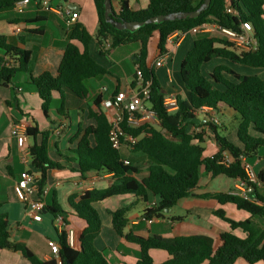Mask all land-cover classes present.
I'll list each match as a JSON object with an SVG mask.
<instances>
[{"label": "trees", "instance_id": "1", "mask_svg": "<svg viewBox=\"0 0 264 264\" xmlns=\"http://www.w3.org/2000/svg\"><path fill=\"white\" fill-rule=\"evenodd\" d=\"M22 0H0V11L7 10ZM148 5L140 10L130 7L129 0H112L119 9L114 8L115 20L118 22H144L152 17L181 12H194L204 0H148ZM98 14V29L93 36L81 23H76L70 33V42L64 49L63 59L58 75L46 71L37 77L30 70L31 51L23 48L25 38L19 37V45L8 43L5 35H0V88L10 86L19 74H28L30 84L34 86L41 99L45 117L49 118L54 96H60L58 114L70 118L66 110L65 92H71L81 101L90 100L92 94L89 81L109 74L90 53V44L95 37L101 56L122 46L139 44L135 64L142 71L145 80L151 82L149 105L155 111L160 126L144 125L123 129L127 135L137 140L129 148L148 160V176L140 179L141 171L132 162L125 160L121 150L114 147L110 134L112 125L103 106V97L98 95L88 105V118L94 124L79 127L74 141L77 147L69 150L70 154L59 155L62 161H55L50 155L51 132L41 131L38 123H21L26 135L33 143L30 146L29 160L32 174L36 175L37 196L44 200L48 183V173L53 170L78 172L82 177L89 173L110 174L113 182L106 188L87 190L73 194L68 198V205L74 214L85 221L87 227L80 236L79 248L68 244L67 231L57 233L59 253L62 264H111L106 256L95 246V241L102 231V221L94 204L112 197L133 196L147 204L149 195L158 199L154 207L144 210L147 221L166 219L167 209L172 210L182 199L194 197L193 190L198 187L202 178V169L213 177L225 176L231 180H240L248 187V196L229 193L207 194L202 198L213 199L219 205H234L238 210L250 215L245 220H235L223 209L213 214L226 222L230 231L220 235L216 243L209 236H181L165 238L160 235L143 237L127 230L128 213L131 207L109 211L112 228L127 242L140 248L137 264H155L150 251H166L170 258L161 264H235L244 259L249 264L264 263V171L256 175V180L249 178L246 171L247 159L260 158L264 149V78L257 75H243L230 66L219 65L213 71L204 73V65L220 58L240 66L264 69V0H212L209 9L196 18L167 21L162 24H148L138 31H119L105 19L104 0H94ZM231 8L234 13H227ZM43 17L15 20L25 24L44 22ZM250 24L258 41L254 52H238L224 39L208 34H197L193 47L186 54L180 74L183 86L188 93L186 99L177 95L179 109L169 113L164 105L167 92L155 73V67L148 66L149 46L155 35L158 36V49L165 55L168 39L176 33L192 31L204 24H215L220 27L239 29L240 25ZM28 33L41 35L44 29L30 30ZM77 43L80 45L78 46ZM109 48H106L107 45ZM229 77H232L230 79ZM136 87V82H134ZM202 107H210L219 116L230 109L240 116L236 130L239 144L229 140L224 134L226 127L199 117ZM199 120L197 124L195 121ZM208 127L218 145V152L205 156L206 131H192V128ZM122 143H126L121 139ZM225 153L229 154L231 163L223 164ZM76 165V166H74ZM54 220L62 216L65 222L69 213L64 211L54 200L52 205L45 206ZM240 230L244 237L235 231ZM0 249L22 254L31 264H58L55 260L40 259L28 246L15 242L11 238L8 216L2 211L0 203Z\"/></svg>", "mask_w": 264, "mask_h": 264}, {"label": "crops", "instance_id": "2", "mask_svg": "<svg viewBox=\"0 0 264 264\" xmlns=\"http://www.w3.org/2000/svg\"><path fill=\"white\" fill-rule=\"evenodd\" d=\"M40 1L42 0H22L16 3L14 7L0 11V35H5L9 44L17 46L19 45L18 38H25L26 42L23 48L31 51L30 70L33 77H37L46 71L57 76L64 49L70 42L72 27L76 23H81L94 36L98 29V14L94 0H60L56 6L55 0H48V6L38 4ZM148 2V0H129L130 7L134 10L145 8ZM113 6L115 9H119L117 2H113ZM67 10L77 13L78 19H71L66 14ZM39 16L43 17L45 21L36 24L13 22ZM39 29H44V33L41 35L28 33L30 30ZM190 34L191 32L186 31L181 37L175 36L172 43H167L169 56L163 67H155V63L161 54L158 49L159 39L157 35L153 37L149 46L148 66L150 68L155 67L156 76L165 88L167 95L175 94L184 99L188 97V93L184 86H176L175 80L177 81L176 71L180 70L186 54L193 47L194 40ZM155 40L157 41L154 42ZM77 45L80 46L78 43ZM135 46L132 49H130V45L122 46L113 50L108 56H101L98 51L97 39L95 37L92 39L90 53L99 64L109 71V74L89 81L88 84L92 94L88 101H81L71 92H65L66 110L70 118L58 114L57 109L59 106L55 110H50L49 118L45 117L41 107V99L36 88L30 84L28 74H19L10 86L0 88V203H2V211L8 216L12 240L25 244L44 261L55 260L58 264H62L58 254L53 253L48 245L50 240L58 241L57 233L61 232V229L56 225L53 216L46 211H42L41 221H35L17 188L20 175L31 170L30 160L25 157V153L30 149L33 141L28 138L26 132L13 136L14 126H21L22 122L30 123L35 120L41 131L51 132L50 155L52 159L62 161L59 152L68 155L70 154L69 150H74L77 147V141H74L73 138L79 127L86 128L94 124L88 118L87 110L94 97L102 95L105 102L120 91L135 89L134 82L137 68L135 61L140 45ZM3 56L4 51L0 49V57ZM230 64L224 65L230 66L239 74L248 75V69L243 68L245 66ZM1 66L0 64V68ZM257 72L261 74L260 77H264V69H259ZM59 100L60 96L55 95L54 101L60 102ZM105 110L110 119L112 110L106 108ZM224 113L228 114L230 118H235V113L232 110L223 111L218 116L221 126H224L220 119ZM200 119L203 123L206 121L204 116H201ZM60 125H64V129L61 133H57ZM197 130L206 131L204 155L212 156L217 153L219 148L209 128H192V131L196 133ZM121 153L125 160L132 162L140 169V179L148 176L146 171L148 160L144 155L134 153L126 143H124ZM249 166L255 169L257 174L264 171V155L257 159L253 166ZM220 177L222 179H219ZM223 177L225 176L213 177L202 169V178L198 187L193 190L194 197L180 200L176 207L167 213V218L163 220L147 221L143 217L144 210L158 202V199L152 194L149 195L147 204L133 196L112 197L94 204L102 221V231L95 241L96 248L106 256L111 264H137L140 258L139 246L120 237L111 224L109 211L124 207H131V210L137 208V213H140V216L132 219L127 215L129 220L127 230H132L137 235L143 237L160 235L165 238L204 235L211 237L217 243L220 235L230 231V227L226 222L216 217L213 211L223 208L227 214H240V210L232 204L221 206L213 199L202 198L207 194L229 193L234 189L241 188L238 180L230 179L231 183H228ZM216 180H220L217 188L212 187V183ZM112 182L113 177L110 174L89 173L82 177L80 173L70 169L53 170L48 173V183L43 203L45 206H49L56 200L61 208L69 213L64 229L74 232L77 248L80 246V236L87 224L70 209L68 198L73 194H80L94 188H106ZM223 188H225L224 191ZM260 192L264 194V187H260ZM34 198H38L37 194L34 195ZM177 208L186 211L187 215L176 214ZM247 215L249 214L247 213ZM247 215L244 219L250 217V215ZM229 217L235 219L233 216ZM237 231L235 233L238 236H245L242 231V234H238ZM150 255L155 264H161L170 258L166 251L158 249L151 250ZM0 264L31 263L20 253L0 249ZM235 264L249 263L240 258ZM258 264L264 263L260 262Z\"/></svg>", "mask_w": 264, "mask_h": 264}, {"label": "built area", "instance_id": "3", "mask_svg": "<svg viewBox=\"0 0 264 264\" xmlns=\"http://www.w3.org/2000/svg\"><path fill=\"white\" fill-rule=\"evenodd\" d=\"M38 4H43L48 6V0H42ZM227 13L233 14L234 11L231 8L227 9ZM66 14L70 16L71 19H78V14L67 10ZM186 32V31H185ZM185 32L176 33L171 36L167 43H172L174 37H181ZM188 32V31H187ZM191 33L197 34H208L213 37H218L224 39L232 45V48L238 52H254L258 49V41L254 36L253 28L250 24L244 23L240 25L239 29H231L226 27H220L215 24H204L198 28H195ZM183 37V36H182ZM109 44L106 48H109ZM169 53L159 56L158 60L155 63V67H163L166 64L167 57ZM170 73V72H169ZM136 87L135 89L129 91H120L116 93L112 98L103 102L104 108L112 110L110 116V123L112 125L110 138L115 148L122 149L124 143L123 139L127 145H135L137 140L130 135H127L123 129V125L126 124L130 128H139L144 125H151L154 127L160 126V121L154 110L149 105L150 99V90L151 82L145 80L142 71L137 67L136 68ZM164 105L167 108L169 113H174L179 109V104L177 100V95L168 94L165 97ZM199 117H206V121L213 122L217 125L220 124L218 116L215 114L214 110L210 107H202L199 112ZM64 129V125H60L57 129V133H61ZM26 130L20 126L15 125L14 130L12 131L13 136H18ZM197 132H199L197 130ZM29 150L25 153V157L29 158ZM225 165H229L231 160L229 159V154L225 153L224 160L222 162ZM246 163V162H245ZM246 171L249 175V178L253 181L256 180L253 168L246 164ZM36 175L25 171L20 175V178L17 182V188L23 196L25 203L27 204L28 211L32 214L35 221L42 220V211L45 207L42 200L39 198H34V195L38 192V187L36 184ZM240 189H234L232 194L240 195L243 197L248 196V187L245 182L240 181ZM156 205V204H155ZM153 205L152 207H154ZM56 225L59 226L61 231L65 230L66 222L62 216H58L55 220ZM66 231V230H65ZM68 244L71 248H77L76 239L73 231L67 230ZM48 245L51 248L52 252L55 254L59 253V244L56 241H48Z\"/></svg>", "mask_w": 264, "mask_h": 264}, {"label": "rangeland", "instance_id": "4", "mask_svg": "<svg viewBox=\"0 0 264 264\" xmlns=\"http://www.w3.org/2000/svg\"><path fill=\"white\" fill-rule=\"evenodd\" d=\"M60 2V0H55V6ZM192 39L194 40L197 36V33H191L190 34ZM157 37V36H156ZM157 40H155L154 42H156ZM137 45V44H135ZM134 44L130 45L132 49L133 47H136ZM115 59H117L115 57ZM222 64H228V65H231L227 60H224V59H214L213 61H211L210 64H206L204 65L203 67V71L204 73H207L209 70H213L214 68H216L217 66L219 65H222ZM245 69H248L247 71V74L248 75H256L257 76H261V74H258V70L259 69H255V68H250V67H243ZM177 73V81L175 80V85L176 86H183V82H182V78H181V74H180V70L176 71ZM230 79H232V77H229ZM264 78V77H263ZM169 81V80H168ZM59 103L58 101H54L53 103V106H52V109L51 110H55L58 106H59ZM222 120V123L224 125V127H226V130H225V135L229 138L230 141H232L233 143H236V144H239L238 143V139L236 137V130H237V127L240 123V116L237 115L236 118H230V116L226 113L222 114L221 115V118ZM221 123V121H220ZM212 134V133H211ZM264 155V149L261 150V157ZM258 158H253V159H247V164L253 166L256 162ZM254 171V174L255 176L257 175V171L255 169H253ZM219 179H222V177H220ZM223 179H225V181H228V183H231V180L228 179V178H225L223 177ZM220 180H216V182H213L212 183V187H216L218 186V183H219ZM219 188V187H218ZM221 188V187H220ZM223 191L225 190V188L222 189ZM137 208H133L129 213H128V217L130 219L132 218H135L136 216H140V213H137ZM240 214H235L233 215L232 213L228 214V216H233V218H235L236 220H245V216L247 215L246 212H243V211H240L239 212ZM176 214H179V215H187V212L181 210L180 208H177L176 209ZM242 215V217H241ZM249 216V215H247ZM238 234H242L241 231H237Z\"/></svg>", "mask_w": 264, "mask_h": 264}, {"label": "water", "instance_id": "5", "mask_svg": "<svg viewBox=\"0 0 264 264\" xmlns=\"http://www.w3.org/2000/svg\"><path fill=\"white\" fill-rule=\"evenodd\" d=\"M211 3L212 0H204V3L201 5V7L194 12H181L168 15H160L152 17L144 22H118L114 17L115 13L112 0H104L105 19L108 23L114 25L115 28L119 31H129L131 33H134L148 24H162L167 21L183 20L187 18L196 19L201 15L202 12L209 9ZM195 123L199 124L200 121L197 120L195 121ZM203 147H205V144H203ZM171 211L172 210L169 209L166 210L167 213Z\"/></svg>", "mask_w": 264, "mask_h": 264}]
</instances>
